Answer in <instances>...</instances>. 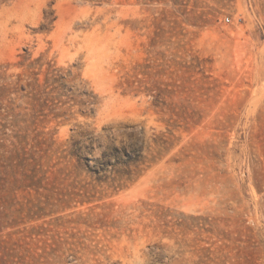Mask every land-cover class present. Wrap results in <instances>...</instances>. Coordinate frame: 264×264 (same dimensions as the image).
Wrapping results in <instances>:
<instances>
[{
	"label": "rangeland",
	"instance_id": "obj_1",
	"mask_svg": "<svg viewBox=\"0 0 264 264\" xmlns=\"http://www.w3.org/2000/svg\"><path fill=\"white\" fill-rule=\"evenodd\" d=\"M0 264H264V0H0Z\"/></svg>",
	"mask_w": 264,
	"mask_h": 264
},
{
	"label": "built area",
	"instance_id": "obj_2",
	"mask_svg": "<svg viewBox=\"0 0 264 264\" xmlns=\"http://www.w3.org/2000/svg\"><path fill=\"white\" fill-rule=\"evenodd\" d=\"M230 21H231V18H230V17H226V18H225V22H226V23H230Z\"/></svg>",
	"mask_w": 264,
	"mask_h": 264
}]
</instances>
